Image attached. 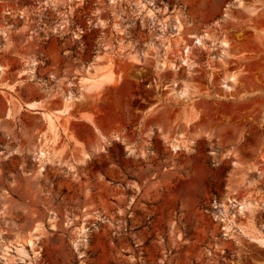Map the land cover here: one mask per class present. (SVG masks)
Masks as SVG:
<instances>
[{
    "label": "rangeland",
    "instance_id": "1",
    "mask_svg": "<svg viewBox=\"0 0 264 264\" xmlns=\"http://www.w3.org/2000/svg\"><path fill=\"white\" fill-rule=\"evenodd\" d=\"M0 67V264H264V0H0Z\"/></svg>",
    "mask_w": 264,
    "mask_h": 264
},
{
    "label": "bare ground",
    "instance_id": "2",
    "mask_svg": "<svg viewBox=\"0 0 264 264\" xmlns=\"http://www.w3.org/2000/svg\"><path fill=\"white\" fill-rule=\"evenodd\" d=\"M142 5H144V4L141 3L140 6H142ZM179 24H180V21H178L177 25H179ZM211 27H213V26H211ZM213 30L216 31V28L213 27ZM209 36H210V34H209V30L208 29L204 30L201 34L192 35V37H194V39H195V42H194L195 44H202V41H204V39H206V38H209ZM220 44L224 48H228L229 47V43H228L227 40H225V38H222V40H220ZM184 52H185V54L183 53L182 54L183 56L180 55L182 57L181 58L182 63H185L186 65H191L192 59L190 58V53H191L190 52V47H187L186 50H184ZM0 69H2V67H0ZM102 69H103V67H101L99 65H96V64H93V63H91L90 66H88L87 68H85L87 76H84V77L80 78V82H81L82 87H83L84 90H89V89L93 88L94 86H96L97 84H99V83H101L103 81H106V80L109 81L111 79V77H112L111 72L105 71V70L101 71ZM90 70H93V71H90ZM227 79L228 80H232V79H234V76L232 74L228 75ZM223 86L227 90L230 89V86H228L227 84H223ZM65 98H66V106H64L63 108H61L59 110H56V112L61 113V114L67 113L68 107H69L68 103H67L68 99H69L68 93L66 94ZM38 103H39V101H30V102L26 103V106L33 110V109H36L38 107L37 106ZM43 115H45L46 121L48 122V124H47V126L49 125L48 129H51L52 132L55 133L56 125H55L54 121H55V118L57 116L54 115L53 113H46V112H43ZM41 135H43V134H41ZM43 136H45V135H43ZM42 137L39 140V143H41L40 144L41 146L39 147L40 149L38 151V157H39V160H41V161L45 160V159H48V157L50 156V152L47 151L46 141L44 140L45 137H43V138ZM180 142H181V139L179 137L178 138L175 137L173 139V141H172V147L174 149L178 148ZM263 241H264V239H263ZM27 243H29V244L31 243L32 244V239L29 238ZM5 246H7V245H5ZM4 250H6V249L4 248Z\"/></svg>",
    "mask_w": 264,
    "mask_h": 264
},
{
    "label": "crops",
    "instance_id": "3",
    "mask_svg": "<svg viewBox=\"0 0 264 264\" xmlns=\"http://www.w3.org/2000/svg\"><path fill=\"white\" fill-rule=\"evenodd\" d=\"M82 92V91H81ZM83 93V92H82ZM74 103V101L72 100V97L70 98V99H68V105H70V104H73Z\"/></svg>",
    "mask_w": 264,
    "mask_h": 264
}]
</instances>
